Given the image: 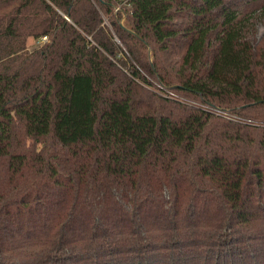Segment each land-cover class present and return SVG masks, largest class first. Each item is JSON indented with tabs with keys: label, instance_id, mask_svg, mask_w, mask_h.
<instances>
[{
	"label": "trees",
	"instance_id": "trees-1",
	"mask_svg": "<svg viewBox=\"0 0 264 264\" xmlns=\"http://www.w3.org/2000/svg\"><path fill=\"white\" fill-rule=\"evenodd\" d=\"M115 4L0 0V264H264V0Z\"/></svg>",
	"mask_w": 264,
	"mask_h": 264
},
{
	"label": "rangeland",
	"instance_id": "rangeland-1",
	"mask_svg": "<svg viewBox=\"0 0 264 264\" xmlns=\"http://www.w3.org/2000/svg\"><path fill=\"white\" fill-rule=\"evenodd\" d=\"M15 4H16V3H12L11 6H14ZM5 10H11V7L6 8ZM1 12H2V10H1ZM123 21H124V15H122V17L120 18L119 23L123 24ZM259 32H260V33H263V32H264V28L261 27L260 30H259ZM39 44H40V41L37 40V39H34V38H32V37H27L26 42H25V46H26V49H27V50H32V49H34L35 47H37ZM151 83H152V86H151L150 88H151L152 90H155L156 92H158V93H160V94H162V93H163V94H165V93L171 94V96H174L176 99L181 100V96H179V95H177V94H175V93H173V92H170V91H167V90H160V89L158 88L159 84H157L156 81L151 80ZM185 100H186L187 102H189V103H196V102H193V101L188 100V99H185ZM202 106L205 107V108H207V109H212V110L216 109V108H214V107H212V106H210V105H208V104H203Z\"/></svg>",
	"mask_w": 264,
	"mask_h": 264
},
{
	"label": "built area",
	"instance_id": "built-area-1",
	"mask_svg": "<svg viewBox=\"0 0 264 264\" xmlns=\"http://www.w3.org/2000/svg\"><path fill=\"white\" fill-rule=\"evenodd\" d=\"M114 1H116V4L114 6V12H123V6L128 5V2H129V0H114ZM46 39H47L46 36H44L39 41L42 42V41H45ZM209 110L219 112V113H223L222 110L217 109V108L214 110H212V109H209Z\"/></svg>",
	"mask_w": 264,
	"mask_h": 264
}]
</instances>
